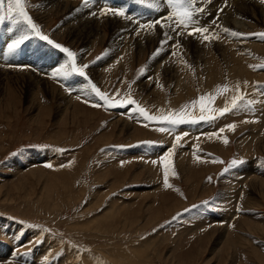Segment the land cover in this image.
Listing matches in <instances>:
<instances>
[{
    "label": "rangeland",
    "instance_id": "1",
    "mask_svg": "<svg viewBox=\"0 0 264 264\" xmlns=\"http://www.w3.org/2000/svg\"><path fill=\"white\" fill-rule=\"evenodd\" d=\"M108 1L46 13L23 0L39 35L14 0L0 6V264H264V0L234 29L223 0H195L194 26L208 29L195 35L166 19L163 0L159 17L147 3ZM71 6L97 22L90 43L64 29ZM152 21L175 31L141 26ZM93 86L135 104L108 106ZM184 106L176 126L138 110Z\"/></svg>",
    "mask_w": 264,
    "mask_h": 264
},
{
    "label": "snow or ice",
    "instance_id": "2",
    "mask_svg": "<svg viewBox=\"0 0 264 264\" xmlns=\"http://www.w3.org/2000/svg\"><path fill=\"white\" fill-rule=\"evenodd\" d=\"M137 3H147L148 7L151 8H158L160 6L161 0H136ZM163 2L165 4H167L171 9H172V14H170L169 16L166 17L167 20H171L172 19V15H176L178 17L177 20V25L180 26L182 25L185 29H187L189 26H192V31L188 32V35H195L196 33H200V34H204L208 32L207 28H201L199 26H194V22H193V14L195 11L194 8V2L195 0H163ZM14 3L16 5V9L19 10V14L20 17H22L24 20L27 21V23L31 26V29L34 30L36 32L37 35H39V29L37 28V26L35 24L32 23L30 17L27 16V13L24 11V4H23V0H14ZM3 4V0H0V6H2ZM179 9V10H177ZM10 11L12 9H9ZM105 11H113L114 15H126L125 12H123L122 10H112V9H106ZM0 22H3V18L0 17ZM156 23H159V21H154L151 24H146V25H141L142 27H147V28H152L154 27V25ZM163 26V25H162ZM169 27H171V25H168ZM175 30V29H173ZM225 32H229L228 29H224ZM167 35V33L165 34ZM231 35L236 36L238 35L237 33L232 32ZM261 36L262 39H264V34H259ZM26 37L21 36L19 37L17 40H15L13 43H11L8 47H9V51H14L15 49H17L24 41ZM42 39H45L48 41L49 44H52L53 42L51 40H48V38L42 37ZM204 40H209V37L204 35L203 36ZM56 48H59L62 52L66 53L67 56L71 59L72 61V68L75 72H78L80 75H84L83 72V68L77 67L76 63H75V58H74V54L69 51L67 48H61V46L59 44H55L54 45ZM84 67H87L86 65ZM262 67H264V65H262ZM57 72H60V70L58 69ZM66 75V73H64ZM55 75V73H54ZM96 95L99 97L100 100L105 101V103L108 106L111 107H116V106H124L125 104L127 105H133L135 104V101H133L130 97L126 98V100L124 101H119V102H115L112 103L110 101H108L106 99V97L93 86L92 89ZM224 90L226 91L227 88L225 87ZM243 97L242 96H236L232 99L231 101V108H238L240 105L238 104V101H242ZM204 101L205 98L201 97L200 98V102H201V112L203 113L204 111H206V107L204 106ZM196 102H193V106H195ZM245 103H251V102H245ZM95 106V105H94ZM187 106H184L179 113L176 112H169L168 114H164L161 113L160 116H152V115H148L145 110L143 108H139V112L140 114L144 117V119L148 120V121H159L162 125H168V126H176L179 125L181 123L186 122V117L190 116V113L185 112L184 108H186ZM230 109L229 107H225L223 109H218L216 111H219L220 114H224L225 112H228ZM211 119L212 117H205L204 115L200 116V119ZM232 128H234L233 126H230ZM159 131L161 132H166V131H170L171 129L169 127H164L161 126L159 129ZM223 131V130H221ZM177 140L181 139V137L177 136L176 137ZM225 143H227V140L225 139L224 141ZM236 161H233V164H235ZM165 184L167 185V173L165 174Z\"/></svg>",
    "mask_w": 264,
    "mask_h": 264
},
{
    "label": "bare ground",
    "instance_id": "3",
    "mask_svg": "<svg viewBox=\"0 0 264 264\" xmlns=\"http://www.w3.org/2000/svg\"><path fill=\"white\" fill-rule=\"evenodd\" d=\"M64 1L66 0H42L43 3H45V7L44 8V11L47 13L49 12L51 9L53 8H59L61 7L60 10H66L68 8V6L66 4H64ZM99 1H102V2H106L108 0H99ZM110 1V0H109ZM108 1V2H109ZM112 1V0H111ZM218 1H222V0H218ZM221 3H223V5H225L226 7H228V9L223 13H221V19L224 20L226 18H228V20L226 22L228 23H231V27L230 29H234L236 28V25H241L243 22H241V20H246L248 19L249 17H252L253 15H250V12H249V8L250 10L252 8H257L258 5L256 3H254L253 1H250V0H223ZM61 4V5H60ZM101 4V3H100ZM99 4V5H100ZM44 5V4H43ZM246 5V6H245ZM248 5H251L252 7H249ZM234 6V7H233ZM85 7V6H84ZM225 7V8H226ZM233 7V8H232ZM144 10V9H143ZM223 10V9H222ZM256 10V9H255ZM263 10V9H262ZM52 11V10H51ZM85 11V10H84ZM150 11V9H149ZM230 11L231 12V15L230 17L228 15H226L225 13H229ZM258 11V10H257ZM86 12V11H85ZM95 12V11H94ZM147 12H148V9H147ZM44 13V12H43ZM68 14V22H64L65 25H64V29L70 27L72 28V30L79 36L82 37V40H86L89 42L90 38L93 37V35L96 33L97 31V22H89L88 20H86V18L89 15V13H83L82 10L79 11V9H77L76 7L74 6H71L68 11H67ZM142 13V12H141ZM150 13V17H153L154 15H156L157 17H159L160 15L164 14V9L159 6L158 8H153L151 9V11L149 12ZM147 13V14H149ZM213 13V12H212ZM254 13V12H253ZM263 12H261L262 14ZM91 14V13H90ZM252 14V13H251ZM256 14V13H255ZM93 15V14H92ZM212 16V15H211ZM264 16V15H263ZM91 17V16H90ZM95 17V16H94ZM210 17V16H209ZM215 17V16H214ZM234 17H237V19H233ZM97 18V17H96ZM99 18V17H98ZM118 18V17H117ZM93 19V18H92ZM70 20V22H69ZM98 20V19H97ZM119 20V19H118ZM117 20V21H118ZM154 20V19H153ZM120 21V20H119ZM124 21V20H123ZM126 21V20H125ZM131 21V20H130ZM221 21V20H220ZM127 22L129 23V21L127 20ZM153 22V21H152ZM92 23V24H91ZM115 23V22H114ZM123 23V22H122ZM150 24V22H148ZM225 23V22H224ZM113 24V23H112ZM172 24V23H171ZM170 24V25H171ZM244 24V23H243ZM118 25V24H117ZM124 25V24H123ZM122 25V26H123ZM166 25V24H165ZM163 25V26H165ZM169 25V24H168ZM174 26V25H173ZM119 27H120V23H119ZM156 27L159 28L160 31H163L165 32V30H169V31H173V28H169L167 25H166V28H160L159 25L156 23ZM168 27V28H167ZM243 28V25H241L239 28ZM121 28V27H120ZM118 28V29H120ZM156 28V29H157ZM175 28V27H174ZM122 29V28H121ZM120 29V30H121ZM152 29V28H151ZM179 29V28H178ZM117 31V30H116ZM149 31V30H148ZM151 31V30H150ZM175 31V30H174ZM178 30H176V34H173V36L176 38V39H179L178 36H177V32ZM230 31V30H229ZM156 32V31H155ZM143 33H147V32H143ZM153 33V32H152ZM172 33V32H171ZM181 33V32H180ZM134 34V32H133ZM136 34V32H135ZM140 34V33H139ZM168 34V33H167ZM170 34V33H169ZM168 34V35H169ZM122 35V34H121ZM131 35V33H130ZM149 35V34H148ZM151 35V33H150ZM164 35V34H163ZM172 35V34H171ZM183 35H186V34H183ZM182 35V36H183ZM126 36V35H125ZM133 36V35H132ZM141 36V34H140ZM161 36V35H160ZM181 36V35H180ZM182 36L180 38H182ZM151 37V36H150ZM149 37V38H150ZM168 37V36H167ZM154 38V37H153ZM161 38V37H160ZM184 38V37H183ZM124 39V38H123ZM158 39V38H157ZM162 39V38H161ZM190 39V38H189ZM140 40V39H139ZM150 39H148L149 41ZM164 40V39H163ZM181 40V39H180ZM185 40V38H184ZM184 40H182L184 42ZM191 40V39H190ZM122 41V40H121ZM152 41V40H151ZM173 41V40H172ZM175 41V40H174ZM173 41V42H174ZM187 41V39H186ZM192 41V40H191ZM157 42V41H156ZM162 42V41H161ZM86 43V42H85ZM90 43V42H89ZM88 43V44H89ZM182 43V42H181ZM141 45V44H140ZM143 45V44H142ZM152 45V44H151ZM154 45V44H153ZM168 45V44H167ZM189 45V44H188ZM198 45V44H196ZM139 47V46H138ZM197 47V46H196ZM199 47V46H198ZM142 49V48H141ZM165 51V50H164ZM169 52V51H168ZM168 53H166L167 55ZM166 55H164L161 60L165 59L166 58ZM169 60V59H168ZM162 62V61H161ZM168 63V62H167ZM165 65V64H164ZM167 66V65H166ZM169 67V66H168ZM165 69V68H164ZM167 69V68H166Z\"/></svg>",
    "mask_w": 264,
    "mask_h": 264
}]
</instances>
